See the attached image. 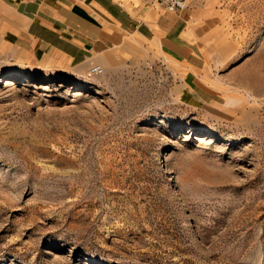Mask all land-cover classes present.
<instances>
[{
    "label": "rangeland",
    "instance_id": "obj_1",
    "mask_svg": "<svg viewBox=\"0 0 264 264\" xmlns=\"http://www.w3.org/2000/svg\"><path fill=\"white\" fill-rule=\"evenodd\" d=\"M185 8L198 66L0 58V264H264V0Z\"/></svg>",
    "mask_w": 264,
    "mask_h": 264
},
{
    "label": "crops",
    "instance_id": "obj_2",
    "mask_svg": "<svg viewBox=\"0 0 264 264\" xmlns=\"http://www.w3.org/2000/svg\"><path fill=\"white\" fill-rule=\"evenodd\" d=\"M126 1L130 8L125 0H0V58L39 70H86L156 51L198 66L193 10L156 13L154 5Z\"/></svg>",
    "mask_w": 264,
    "mask_h": 264
},
{
    "label": "built area",
    "instance_id": "obj_3",
    "mask_svg": "<svg viewBox=\"0 0 264 264\" xmlns=\"http://www.w3.org/2000/svg\"><path fill=\"white\" fill-rule=\"evenodd\" d=\"M169 11L182 10L188 6V0H158ZM90 73L98 74L102 72V68L99 65L91 64Z\"/></svg>",
    "mask_w": 264,
    "mask_h": 264
},
{
    "label": "bare ground",
    "instance_id": "obj_4",
    "mask_svg": "<svg viewBox=\"0 0 264 264\" xmlns=\"http://www.w3.org/2000/svg\"><path fill=\"white\" fill-rule=\"evenodd\" d=\"M25 78H28V79H31V78H33V74H31V73H29V74H27V75H25ZM160 174V173H159ZM160 176V175H159ZM178 199V198H177ZM180 203V202H179ZM178 204V203H177ZM177 207H178V205H177ZM177 209V208H176Z\"/></svg>",
    "mask_w": 264,
    "mask_h": 264
}]
</instances>
